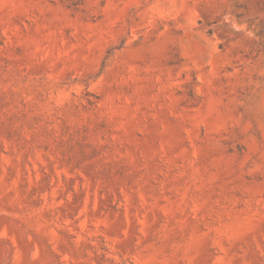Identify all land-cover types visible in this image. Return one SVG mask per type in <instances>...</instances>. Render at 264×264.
<instances>
[{"label": "rangeland", "instance_id": "obj_1", "mask_svg": "<svg viewBox=\"0 0 264 264\" xmlns=\"http://www.w3.org/2000/svg\"><path fill=\"white\" fill-rule=\"evenodd\" d=\"M0 264H264V0H0Z\"/></svg>", "mask_w": 264, "mask_h": 264}]
</instances>
